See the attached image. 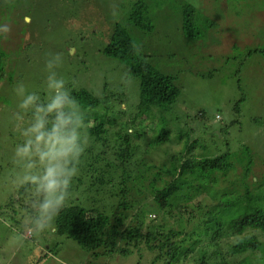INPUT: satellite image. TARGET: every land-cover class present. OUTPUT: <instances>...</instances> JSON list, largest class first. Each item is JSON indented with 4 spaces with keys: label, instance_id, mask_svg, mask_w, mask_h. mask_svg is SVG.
I'll use <instances>...</instances> for the list:
<instances>
[{
    "label": "rangeland",
    "instance_id": "obj_1",
    "mask_svg": "<svg viewBox=\"0 0 264 264\" xmlns=\"http://www.w3.org/2000/svg\"><path fill=\"white\" fill-rule=\"evenodd\" d=\"M135 2L145 3L151 30L144 31L129 20ZM186 4L196 8L198 37H188L183 30ZM116 22L129 26L139 52L149 55L181 87L172 110L161 118L162 124H175L181 132L195 126L198 131L194 138L201 142L198 150L214 151L222 141L214 132L236 118L233 108L245 95L241 122L229 126L228 135L237 140L233 147L242 149L248 144L264 160V53H250L264 49V0H0V24L11 28L0 35V54L6 53L0 80V135L5 136L0 138V264H164L145 242L138 246L131 243L128 257L117 254L95 260L77 242L56 234L55 220L50 228L33 231L29 201L34 190L20 198L22 185L16 181L21 168L14 160V149L24 139L15 119L20 100L15 89L20 84L28 91H37L41 100L50 95L44 89L53 73L65 78L86 101L106 95V89L109 93L124 88L128 93L127 115L135 114L139 79L131 77L119 60L101 52L111 24ZM80 105L92 127L95 120L91 111ZM115 105L110 118L120 122V112L115 111L124 106L121 97ZM99 111L105 110L100 107ZM23 115L26 127L31 117L29 113ZM137 127L129 124L125 130ZM117 128L118 124L110 125L108 136ZM145 129L152 133L151 128ZM85 140V147L96 143L88 129ZM183 146L178 141L163 145L152 151L153 161L159 166L168 164L169 151L177 153ZM114 173L118 177L115 192H97L87 169H83L78 176L84 175V180L73 181L65 205L81 203L89 208L88 216L100 217L101 211L112 214L122 199V171ZM107 174L112 173H103ZM135 197L129 193L123 200L131 203ZM23 202L28 211L21 208ZM135 207L128 210L130 214Z\"/></svg>",
    "mask_w": 264,
    "mask_h": 264
},
{
    "label": "trees",
    "instance_id": "obj_2",
    "mask_svg": "<svg viewBox=\"0 0 264 264\" xmlns=\"http://www.w3.org/2000/svg\"><path fill=\"white\" fill-rule=\"evenodd\" d=\"M132 9L129 20L144 31L151 30L145 3L135 2ZM111 25L101 52L119 60L131 77L139 79L135 114L127 115L128 93L124 88L109 93L106 89V95L93 96L90 101L80 99L73 85L70 88L95 120L88 130L96 143L85 147L78 164L79 174L86 168L97 192L114 193L118 179L114 172L122 171V199H118V209L113 206L112 214L101 211L100 217L88 216L89 208L81 203L64 205L55 218V233L77 242L95 260L117 254L128 257L131 243L138 246L145 242L164 264H264V160L248 144L244 143L242 149L233 147L237 140L228 135L229 126L241 122L245 95L233 108L236 118L214 132L222 138L217 148L200 152L201 142L194 138L198 131L195 126L181 132L175 124H162L161 118L169 114L181 93L175 78L160 70L149 55L139 52L129 26L120 22ZM197 29L196 8L186 4L183 30L188 37H198ZM252 52L264 53V49ZM5 54H0V80ZM119 97L125 106L115 111L121 113L120 122L116 117L110 118ZM100 107L105 110L103 113ZM117 124L118 128L108 136L109 126ZM129 124L138 127L125 130ZM145 128H151L152 133ZM2 137L5 136L1 134ZM173 139L183 142L182 150L169 151V163L157 165L152 151L175 144ZM99 167L103 171L100 175ZM103 173L112 174L106 177ZM84 177L77 175L73 181L81 183ZM30 189L34 190L32 185H22L20 198L28 196ZM129 193L136 194L131 203L123 200ZM132 206L136 207L130 214ZM21 208L29 210L24 202Z\"/></svg>",
    "mask_w": 264,
    "mask_h": 264
},
{
    "label": "clouds",
    "instance_id": "obj_3",
    "mask_svg": "<svg viewBox=\"0 0 264 264\" xmlns=\"http://www.w3.org/2000/svg\"><path fill=\"white\" fill-rule=\"evenodd\" d=\"M10 31L8 24H0V35ZM44 90L50 95L41 100L37 91H28L23 84L15 89L20 97L15 119L24 138L14 149V160L21 168L16 181L34 188L29 201L33 231L50 228L65 205L73 179L79 173L85 130L91 127L65 78L49 75ZM24 113L31 117L26 127Z\"/></svg>",
    "mask_w": 264,
    "mask_h": 264
}]
</instances>
